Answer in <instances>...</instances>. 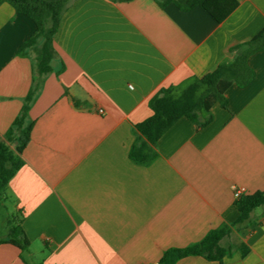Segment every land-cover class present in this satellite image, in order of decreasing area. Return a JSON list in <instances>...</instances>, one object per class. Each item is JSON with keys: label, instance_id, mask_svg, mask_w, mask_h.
<instances>
[{"label": "crops", "instance_id": "1", "mask_svg": "<svg viewBox=\"0 0 264 264\" xmlns=\"http://www.w3.org/2000/svg\"><path fill=\"white\" fill-rule=\"evenodd\" d=\"M263 28L264 0H226L211 14L153 0H71L53 39V71L35 83L29 140L19 146V131L6 134L35 85L33 55L17 54L35 25L0 5V145L23 162L6 197L24 242H0V264H158L165 251L233 224L234 189L264 190V50L248 58L252 80L230 86L224 107L211 108V122L199 129L179 119L149 166L128 158L132 126L152 115L160 90L206 79ZM229 241L231 257L176 264H264V206Z\"/></svg>", "mask_w": 264, "mask_h": 264}, {"label": "trees", "instance_id": "2", "mask_svg": "<svg viewBox=\"0 0 264 264\" xmlns=\"http://www.w3.org/2000/svg\"><path fill=\"white\" fill-rule=\"evenodd\" d=\"M71 0H0V5L8 4L15 13L28 17L35 25L32 36L20 46L18 55H33V81L40 83L52 73V63L56 57L53 39L57 32L61 16ZM113 3H127L133 0H109ZM160 8L173 4L178 10L188 12L199 7L211 14L215 8H221L226 0H153ZM246 46L240 55L218 64L206 79L190 77L177 85L160 90L149 102L152 115L143 122L133 125L134 140L129 149L128 158L135 165L149 166L158 158L157 142L179 119L186 118L197 128L206 127L212 120L211 108L215 104L224 107L225 91L232 85L246 86L253 78L248 67V58L264 50V28L244 44L230 48L232 54ZM63 70L61 67L60 71ZM36 84L32 86L24 100L19 116L14 120L6 137L9 139L15 131L20 132L18 145H25L33 127V121L27 125L28 112L36 94ZM22 160L6 145H0V205L5 213L0 229V242L13 239L23 244L20 213L12 210L6 189L10 180L22 167ZM234 206L238 218L233 224H222L211 230L199 242L181 249L165 251L158 264H176L188 257H204L209 260H221L233 255L230 236L233 227H238L249 219L250 213L264 206V190L250 195H241L235 199ZM240 249L242 257L247 250Z\"/></svg>", "mask_w": 264, "mask_h": 264}, {"label": "built area", "instance_id": "3", "mask_svg": "<svg viewBox=\"0 0 264 264\" xmlns=\"http://www.w3.org/2000/svg\"><path fill=\"white\" fill-rule=\"evenodd\" d=\"M131 88V87H130ZM243 189L242 188H235L234 189V198L237 199L239 198L241 195H244L243 194Z\"/></svg>", "mask_w": 264, "mask_h": 264}, {"label": "rangeland", "instance_id": "4", "mask_svg": "<svg viewBox=\"0 0 264 264\" xmlns=\"http://www.w3.org/2000/svg\"><path fill=\"white\" fill-rule=\"evenodd\" d=\"M3 218H4V211L2 209V206L0 205V229H2V223H3ZM38 259V258H37ZM38 260H36V263ZM39 263V262H38Z\"/></svg>", "mask_w": 264, "mask_h": 264}]
</instances>
